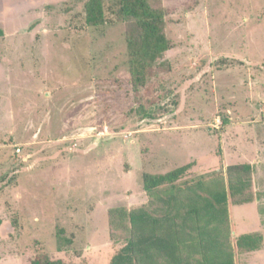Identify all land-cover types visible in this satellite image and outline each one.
<instances>
[{"label": "rangeland", "instance_id": "1", "mask_svg": "<svg viewBox=\"0 0 264 264\" xmlns=\"http://www.w3.org/2000/svg\"><path fill=\"white\" fill-rule=\"evenodd\" d=\"M87 1L0 0V264H110L108 209L187 164H252L254 204L232 211L264 234V0H155L173 47L138 96L129 23L86 24Z\"/></svg>", "mask_w": 264, "mask_h": 264}, {"label": "trees", "instance_id": "2", "mask_svg": "<svg viewBox=\"0 0 264 264\" xmlns=\"http://www.w3.org/2000/svg\"><path fill=\"white\" fill-rule=\"evenodd\" d=\"M90 26L128 22L127 53L138 96L153 66L173 47L165 33V12L155 0H88ZM4 30L0 27V37ZM190 164L165 173H144L146 201L108 209L109 238L123 246L110 264H237L238 251L259 250L264 234L248 232L234 242L231 205L254 202V166L237 163L187 176ZM264 214V203L257 205ZM31 264H66L38 254Z\"/></svg>", "mask_w": 264, "mask_h": 264}, {"label": "crops", "instance_id": "3", "mask_svg": "<svg viewBox=\"0 0 264 264\" xmlns=\"http://www.w3.org/2000/svg\"><path fill=\"white\" fill-rule=\"evenodd\" d=\"M241 163H246V162H241ZM252 204H254V202L253 203H248L247 205L244 204L246 206L244 208H242L241 210L245 211L246 208L248 206L252 205ZM233 207H234L233 205H231V207H230L231 208V214H232V228H233V232L235 233V231L237 230V233H238L237 235H239V236L242 235V234H244V233L252 232V229H248L247 227H245L243 225V223L246 221V218H241V217L236 216V215L234 217L233 211H232ZM259 214L260 215H264V214H261V213H259ZM241 226H243V227H241Z\"/></svg>", "mask_w": 264, "mask_h": 264}, {"label": "built area", "instance_id": "4", "mask_svg": "<svg viewBox=\"0 0 264 264\" xmlns=\"http://www.w3.org/2000/svg\"><path fill=\"white\" fill-rule=\"evenodd\" d=\"M220 123V122H219ZM17 151L20 152V148H17Z\"/></svg>", "mask_w": 264, "mask_h": 264}]
</instances>
